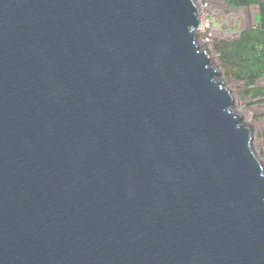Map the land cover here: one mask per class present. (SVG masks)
I'll return each instance as SVG.
<instances>
[{
    "label": "water",
    "instance_id": "water-1",
    "mask_svg": "<svg viewBox=\"0 0 264 264\" xmlns=\"http://www.w3.org/2000/svg\"><path fill=\"white\" fill-rule=\"evenodd\" d=\"M194 0H0V264H264V170Z\"/></svg>",
    "mask_w": 264,
    "mask_h": 264
},
{
    "label": "rangeland",
    "instance_id": "rangeland-1",
    "mask_svg": "<svg viewBox=\"0 0 264 264\" xmlns=\"http://www.w3.org/2000/svg\"><path fill=\"white\" fill-rule=\"evenodd\" d=\"M199 8L200 26L196 39L201 49H206L218 71V79L230 92L233 104L231 110L242 118L250 128L251 147L264 170V96L253 97L241 81L236 80L220 60L213 44L218 40L237 38L246 28L256 26L257 6L236 8L222 0H194ZM256 87L264 88V77L258 78ZM251 87V86H250Z\"/></svg>",
    "mask_w": 264,
    "mask_h": 264
},
{
    "label": "trees",
    "instance_id": "trees-1",
    "mask_svg": "<svg viewBox=\"0 0 264 264\" xmlns=\"http://www.w3.org/2000/svg\"><path fill=\"white\" fill-rule=\"evenodd\" d=\"M222 1L236 8H258L256 26L242 30L232 40L215 41L213 48L228 72L242 82L247 92L253 97L264 96V88L255 86L257 79L264 77V0Z\"/></svg>",
    "mask_w": 264,
    "mask_h": 264
},
{
    "label": "bare ground",
    "instance_id": "bare-ground-1",
    "mask_svg": "<svg viewBox=\"0 0 264 264\" xmlns=\"http://www.w3.org/2000/svg\"><path fill=\"white\" fill-rule=\"evenodd\" d=\"M199 26H200V28H202L200 24L198 25V27H199ZM198 27H197L196 29H198ZM196 29H195V31H196Z\"/></svg>",
    "mask_w": 264,
    "mask_h": 264
},
{
    "label": "crops",
    "instance_id": "crops-1",
    "mask_svg": "<svg viewBox=\"0 0 264 264\" xmlns=\"http://www.w3.org/2000/svg\"><path fill=\"white\" fill-rule=\"evenodd\" d=\"M249 7V6H248Z\"/></svg>",
    "mask_w": 264,
    "mask_h": 264
}]
</instances>
